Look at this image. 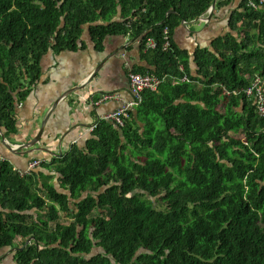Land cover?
Segmentation results:
<instances>
[{"label": "trees", "instance_id": "obj_1", "mask_svg": "<svg viewBox=\"0 0 264 264\" xmlns=\"http://www.w3.org/2000/svg\"><path fill=\"white\" fill-rule=\"evenodd\" d=\"M250 1L258 2L243 0L232 18L244 38L197 50L204 77L197 91L182 52L174 44L163 51L164 28L173 36L178 19L206 14L215 0H0L6 136L18 132L16 107L41 79L43 56L76 50L88 23L100 45L131 30L143 46L155 37L158 68L150 72L190 80L146 92L124 128L100 122L85 148L54 159L60 192L0 162V249L14 247L16 264H264V118L243 92L264 73V4L254 9ZM120 6L127 18L144 13L139 28L129 20L96 24ZM221 87L231 93L227 112ZM240 132L247 144L234 137Z\"/></svg>", "mask_w": 264, "mask_h": 264}, {"label": "crops", "instance_id": "obj_2", "mask_svg": "<svg viewBox=\"0 0 264 264\" xmlns=\"http://www.w3.org/2000/svg\"><path fill=\"white\" fill-rule=\"evenodd\" d=\"M215 2L217 5L211 13L209 9L202 15L207 18V22L200 20L202 16L191 20L178 19L173 31V44L182 52V58L186 62L185 69L193 77L192 84L197 91L202 88L204 80L195 56L197 50L217 52L214 43L219 38L226 40L227 36L232 35L244 38V32L240 31L241 22L236 28L232 26L233 15L240 9L243 0ZM143 14L127 18L120 6L110 20H101L96 24L122 23L129 20L126 26L137 29L142 24ZM91 26L92 23L84 26L76 50L54 52L51 49L43 56L41 79L33 86L30 95L16 107L17 134L6 136L4 132H0V159L10 162L14 169L27 171L34 161H42V165L34 169L32 177L30 176V182L35 186L40 185V188L52 185L60 192L58 162L53 160L61 159L73 147L85 148L93 134L90 131L92 125L133 101L130 72L155 71L158 68L153 50H147L146 45H142V36L134 30L128 34L109 35L103 45H100L90 35ZM249 77L250 74L246 73L245 78ZM170 81L178 84L179 79L172 77ZM72 89L77 91L66 96ZM218 92L222 95L230 93L225 87L218 88ZM105 93L116 94L121 97V101L93 106V101ZM62 95L64 97L61 98ZM243 108L242 106L241 110ZM137 110H134L135 113ZM45 121L43 138L37 145V150L32 153L26 150L12 151L2 141L1 133H4L12 148L24 146L40 134ZM34 216L39 217L38 213ZM14 249H0V264L17 263Z\"/></svg>", "mask_w": 264, "mask_h": 264}, {"label": "built area", "instance_id": "obj_3", "mask_svg": "<svg viewBox=\"0 0 264 264\" xmlns=\"http://www.w3.org/2000/svg\"><path fill=\"white\" fill-rule=\"evenodd\" d=\"M264 4V0H258V2L250 1V7L256 9L259 5ZM201 21L207 22L206 17H200ZM173 36L171 34V28L169 25L164 28L162 49L165 52H169L173 49ZM157 47V41L155 37H150L146 43L147 50H152ZM180 69L184 67L180 65ZM130 87L133 94V101L126 106L113 111L110 114L100 118L98 122L91 126L90 131H94L98 127L100 122L106 121L112 123L116 128H124L131 119V113L142 106L145 100L146 92H158L164 83H166L171 77L170 74H159L155 72H139L132 70L130 72ZM179 82H190L187 76L179 79ZM246 94L248 100L252 102L255 107L256 113L259 117L264 118V73H256L251 79L247 88L243 91ZM229 93V92H228ZM231 94V93H229ZM237 94V93H235ZM109 101H121V97L116 94L105 93L98 100L93 101V106L99 107ZM4 161V159H0ZM42 165V161H34L27 171H18L21 178H28L32 175L33 170Z\"/></svg>", "mask_w": 264, "mask_h": 264}, {"label": "rangeland", "instance_id": "obj_4", "mask_svg": "<svg viewBox=\"0 0 264 264\" xmlns=\"http://www.w3.org/2000/svg\"><path fill=\"white\" fill-rule=\"evenodd\" d=\"M219 96H220V99H221V110L223 112H227L228 111V108H229V99H228L229 95H227V94L222 95L219 92ZM154 124H155L156 127L159 126V122H157V121ZM234 137L236 138V140H237L238 143L244 142V143L247 144V138L245 137V135H244L243 132H240V133L234 135ZM142 160H145V158H142ZM144 199L146 201L152 200L149 196H144ZM153 200L156 202L157 207L162 208V209H165L166 208V206H165V204H164V202L162 200H160V199H153ZM60 220L63 223L67 224V223H70L72 221V217H70V216H63V217H61ZM50 225H51L50 228H53L54 225H55V222H50ZM18 241H20V240H18Z\"/></svg>", "mask_w": 264, "mask_h": 264}, {"label": "water", "instance_id": "obj_5", "mask_svg": "<svg viewBox=\"0 0 264 264\" xmlns=\"http://www.w3.org/2000/svg\"><path fill=\"white\" fill-rule=\"evenodd\" d=\"M215 5H217V2H214L213 4H212V6L210 7V13H211V11L215 8ZM83 86H81V88H82ZM77 90H75V89H72L66 96H68V95H71L72 93H75ZM64 95V94H63ZM61 96V98L62 97H64V96ZM60 98V99H61ZM59 99V100H60ZM59 100L56 102V103H58L59 102ZM48 119V118H47ZM47 121V120H46ZM46 121L43 123V127H42V130H41V132H40V134L33 140V141H31V142H29V143H27V144H25L24 146H19V148L17 147V148H12V146H10V144L6 141V138H5V135H4V133H1V137H2V141H3V143H5L7 146H8V148H10L12 151H15V152H18V151H20V150H26V151H28L29 153H32L33 151H35V150H37L36 149V147H37V145L40 143V141L42 140V138H43V135H44V124H46ZM32 240V238H30L29 239V241H31ZM20 249H24L23 247H21Z\"/></svg>", "mask_w": 264, "mask_h": 264}]
</instances>
